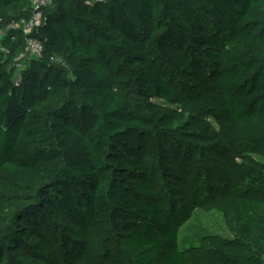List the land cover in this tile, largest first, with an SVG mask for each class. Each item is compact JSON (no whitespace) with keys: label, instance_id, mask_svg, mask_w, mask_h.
<instances>
[{"label":"trees","instance_id":"16d2710c","mask_svg":"<svg viewBox=\"0 0 264 264\" xmlns=\"http://www.w3.org/2000/svg\"><path fill=\"white\" fill-rule=\"evenodd\" d=\"M31 1L0 0V25ZM36 37L42 57L17 75L22 37L0 51V204H18L0 214V264H23L13 247L39 264H102L110 243L130 264H264V0H54ZM178 124L237 156L228 193L199 206L229 238L198 220L180 237L162 217L153 172L181 176L159 137ZM239 190L253 196L228 195ZM52 211L81 232L79 255ZM53 243L60 261L42 249Z\"/></svg>","mask_w":264,"mask_h":264},{"label":"rangeland","instance_id":"374dc122","mask_svg":"<svg viewBox=\"0 0 264 264\" xmlns=\"http://www.w3.org/2000/svg\"><path fill=\"white\" fill-rule=\"evenodd\" d=\"M185 82H188L186 79ZM184 82V83H185ZM177 127L167 133L164 137H159L161 149L164 151V157L168 161H173L180 169L181 178H170L164 176L160 170L153 172V184L159 195V203L162 209V217L169 219L175 223L179 229V236L184 235V227L193 220H198L200 226L209 234H215L222 237L229 238L232 235L225 226L224 219L221 214L212 211L204 212L199 206L207 203L214 197L215 191L227 192L224 189L226 176L223 174L228 163L232 160H237L236 155L226 154L224 156H217L210 152L206 144L200 140L195 139L190 133L191 129L183 124L176 125ZM181 164V165H179ZM230 196H253L245 190H239L235 193H229ZM18 204L15 205L17 210ZM14 208L8 204H0V214L10 213ZM51 217L58 228L67 236H71L70 240L65 238L66 249L73 247V255L80 254L81 248V232L73 224L67 223L59 215L52 211ZM10 220V219H9ZM9 224V223H8ZM264 236V229L260 231ZM37 238L29 236L24 239L25 244L33 246H40ZM76 241H79L76 242ZM60 244L53 243V248H42L50 256L54 257L56 261H60L63 256L64 247ZM102 247L101 250L105 253L101 260L102 264H130L127 259L112 246V243ZM58 248V251L56 249ZM9 253H17V257L23 264H39L40 262H32L33 258L26 259L22 254V250H15L11 248ZM82 249V248H81ZM71 258V254L68 256Z\"/></svg>","mask_w":264,"mask_h":264},{"label":"built area","instance_id":"2783aa9c","mask_svg":"<svg viewBox=\"0 0 264 264\" xmlns=\"http://www.w3.org/2000/svg\"><path fill=\"white\" fill-rule=\"evenodd\" d=\"M54 0H32L30 16L27 19L11 20L0 25V51L8 53L2 45L4 39L15 40L16 35L23 39V50L14 60L13 68L19 74L31 59H40L44 52L43 43L36 37L43 24L45 9L52 5ZM93 3L105 4L111 0H89ZM52 62L54 58L50 59ZM18 82V79H16Z\"/></svg>","mask_w":264,"mask_h":264}]
</instances>
